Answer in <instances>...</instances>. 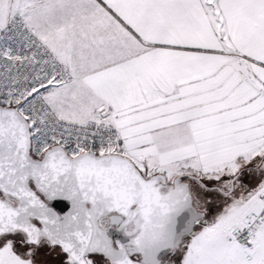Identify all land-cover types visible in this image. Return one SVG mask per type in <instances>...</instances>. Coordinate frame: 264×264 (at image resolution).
Masks as SVG:
<instances>
[{"label":"snow or ice","instance_id":"snow-or-ice-1","mask_svg":"<svg viewBox=\"0 0 264 264\" xmlns=\"http://www.w3.org/2000/svg\"><path fill=\"white\" fill-rule=\"evenodd\" d=\"M0 264H264V0H0Z\"/></svg>","mask_w":264,"mask_h":264}]
</instances>
